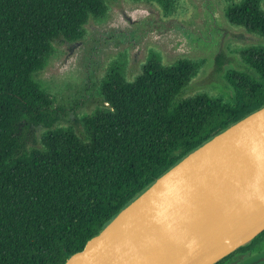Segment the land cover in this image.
Wrapping results in <instances>:
<instances>
[{
  "label": "trees",
  "instance_id": "16d2710c",
  "mask_svg": "<svg viewBox=\"0 0 264 264\" xmlns=\"http://www.w3.org/2000/svg\"><path fill=\"white\" fill-rule=\"evenodd\" d=\"M115 1L0 0V264H64L157 178L264 106V43L241 51L248 70L226 72L232 98H183L202 63L166 65L151 51L132 81L123 61L111 66L100 105L79 120L81 135L60 125L38 75L56 43L82 41L89 21L105 18ZM129 1L157 5L164 17L177 10L175 0ZM262 3L229 1L228 23L264 39ZM36 127L45 129L40 146L29 148ZM263 249L264 232L218 264Z\"/></svg>",
  "mask_w": 264,
  "mask_h": 264
},
{
  "label": "water",
  "instance_id": "95a60500",
  "mask_svg": "<svg viewBox=\"0 0 264 264\" xmlns=\"http://www.w3.org/2000/svg\"><path fill=\"white\" fill-rule=\"evenodd\" d=\"M262 232L264 106L157 178L64 264H218Z\"/></svg>",
  "mask_w": 264,
  "mask_h": 264
},
{
  "label": "rangeland",
  "instance_id": "374dc122",
  "mask_svg": "<svg viewBox=\"0 0 264 264\" xmlns=\"http://www.w3.org/2000/svg\"><path fill=\"white\" fill-rule=\"evenodd\" d=\"M229 1L241 0H175L177 10L169 17L154 4L129 0L111 3L105 18L89 21L82 41L56 43L54 58L38 75L54 108L60 110L59 124L74 126L81 135L79 120L100 105L99 84L111 66L123 61L127 78L132 81L141 73L151 51L157 52L166 65L183 57L202 63L183 98L202 92L232 98L224 79L226 72L248 70L241 51L264 43V39L228 23ZM44 131L43 127L34 128L27 147H39ZM247 259L245 255L233 264H249Z\"/></svg>",
  "mask_w": 264,
  "mask_h": 264
},
{
  "label": "clouds",
  "instance_id": "9594fccd",
  "mask_svg": "<svg viewBox=\"0 0 264 264\" xmlns=\"http://www.w3.org/2000/svg\"><path fill=\"white\" fill-rule=\"evenodd\" d=\"M197 247V241L193 239L190 243L187 244V248L189 249V253L192 254L195 252Z\"/></svg>",
  "mask_w": 264,
  "mask_h": 264
},
{
  "label": "flooded vegetation",
  "instance_id": "af4514ba",
  "mask_svg": "<svg viewBox=\"0 0 264 264\" xmlns=\"http://www.w3.org/2000/svg\"><path fill=\"white\" fill-rule=\"evenodd\" d=\"M263 253H264V249H263Z\"/></svg>",
  "mask_w": 264,
  "mask_h": 264
}]
</instances>
